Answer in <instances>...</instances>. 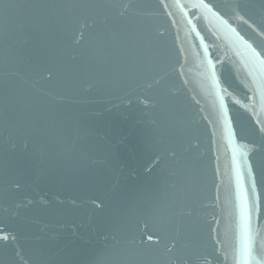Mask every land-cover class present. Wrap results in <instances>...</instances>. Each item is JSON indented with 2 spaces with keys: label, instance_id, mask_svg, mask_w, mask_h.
<instances>
[{
  "label": "water",
  "instance_id": "water-1",
  "mask_svg": "<svg viewBox=\"0 0 264 264\" xmlns=\"http://www.w3.org/2000/svg\"><path fill=\"white\" fill-rule=\"evenodd\" d=\"M262 129L264 0H0V264H264Z\"/></svg>",
  "mask_w": 264,
  "mask_h": 264
},
{
  "label": "snow or ice",
  "instance_id": "snow-or-ice-1",
  "mask_svg": "<svg viewBox=\"0 0 264 264\" xmlns=\"http://www.w3.org/2000/svg\"><path fill=\"white\" fill-rule=\"evenodd\" d=\"M203 7H208L207 4L202 5ZM254 54L257 56L259 55L258 53H255V49H253ZM264 130V129H262ZM254 191V190H253ZM249 220H250V212L246 207H242L241 209V224H242V232L246 235L248 232V226H249ZM3 239H8L7 236H4ZM250 247V245H248Z\"/></svg>",
  "mask_w": 264,
  "mask_h": 264
}]
</instances>
